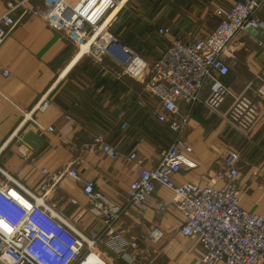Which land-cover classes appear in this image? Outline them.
Wrapping results in <instances>:
<instances>
[{
	"label": "crops",
	"instance_id": "1",
	"mask_svg": "<svg viewBox=\"0 0 264 264\" xmlns=\"http://www.w3.org/2000/svg\"><path fill=\"white\" fill-rule=\"evenodd\" d=\"M22 1L0 0V15L7 2ZM55 1L27 0L31 14L22 16L0 44V171L38 195L42 170L56 174L71 165L81 180L93 182L100 196L123 207L128 185L143 169L157 164L160 151L175 135L150 113L161 107L142 93L147 75L134 79L122 74L109 56L92 57L85 44L89 31L74 42L49 26L45 16ZM81 1L65 0L69 7ZM115 1L117 6L102 20L105 34L151 66L171 39L192 41L207 36L236 0ZM19 14L17 11L15 16ZM257 18L264 23V3ZM158 29H167V34L159 35ZM225 60L229 71L222 83L233 95L244 93L252 99L260 117L247 135L242 134L204 106L207 90H203L201 101L190 112L185 133L192 153L184 154L183 168L172 180L177 185L188 182L220 188L223 182L210 176L225 162H235L240 206L264 215V102L256 92L264 85V33L239 32ZM44 96L51 106L36 113L34 121L52 126L53 132L39 135L33 123H23L18 109L27 111ZM231 100L228 97L217 111L224 112ZM96 134L117 150L115 159L89 150ZM132 151L142 158L141 166L128 159ZM173 197L156 186L148 208L126 207L111 235L124 244L120 249L109 242L111 236L99 227L100 218L89 210L82 183L61 178L53 184L44 206L76 233L85 237L100 234L92 251L106 264H198L201 246L194 238L181 235L180 213L172 206L158 213L152 208L155 202ZM155 229L161 232L158 239L151 237Z\"/></svg>",
	"mask_w": 264,
	"mask_h": 264
},
{
	"label": "built area",
	"instance_id": "2",
	"mask_svg": "<svg viewBox=\"0 0 264 264\" xmlns=\"http://www.w3.org/2000/svg\"><path fill=\"white\" fill-rule=\"evenodd\" d=\"M26 1L6 3V9L0 15V44L20 23L22 16L31 14ZM263 3L264 0L234 1L207 36L192 41L171 39L148 66L129 48L105 34L102 20L117 6L115 0H82L74 7H69L65 0H56L45 16L49 26L74 42H79L82 32L89 31L91 35L85 44L94 58L109 56L120 66L122 74L134 79L147 75L142 81V93L156 99L161 107V110L150 113L160 123H166L175 137L167 148L160 151L157 164L143 169L128 185L123 207L100 196L93 182L81 180L71 165L56 174L42 170L43 183L38 195L0 171L3 176L0 182V264H106L92 251L100 234L82 236L44 206L45 199L51 197L53 184L64 177L82 183L89 210L100 218L99 227L106 236L112 235L113 224L126 207L143 210L153 198L156 186H160L174 197L171 201L155 202L152 208L158 213L172 206L180 213L183 218L181 235L194 238L201 246L198 264H264V215L249 213L240 206L236 184L239 168L235 162H225L223 168L210 176L223 182L220 188L188 182L177 185L172 180L183 168L184 154L192 153L185 133L190 112L201 101L203 90H207L202 101L204 106L218 113L221 120L242 134L247 135L258 121L261 113L256 103L244 93L233 95L221 79L229 71L225 57L236 35L248 29L259 35L264 33V23L257 18ZM17 11L20 14L15 16ZM157 32L166 35L167 29H158ZM256 92L264 102V85ZM228 97L232 98L230 105L219 113L218 108ZM50 106L51 101L44 96L29 110H18L23 123H33L38 134L43 135L53 132V128L39 125L34 121V115ZM89 150L101 151L111 159L118 155L101 134L93 136ZM128 159L137 166L143 164L142 158L134 151ZM151 237L158 239L161 232L155 229ZM109 242L118 245V249L124 246L115 236H111Z\"/></svg>",
	"mask_w": 264,
	"mask_h": 264
},
{
	"label": "bare ground",
	"instance_id": "3",
	"mask_svg": "<svg viewBox=\"0 0 264 264\" xmlns=\"http://www.w3.org/2000/svg\"><path fill=\"white\" fill-rule=\"evenodd\" d=\"M87 48L86 46L83 47V49Z\"/></svg>",
	"mask_w": 264,
	"mask_h": 264
},
{
	"label": "rangeland",
	"instance_id": "4",
	"mask_svg": "<svg viewBox=\"0 0 264 264\" xmlns=\"http://www.w3.org/2000/svg\"><path fill=\"white\" fill-rule=\"evenodd\" d=\"M93 57V56H92Z\"/></svg>",
	"mask_w": 264,
	"mask_h": 264
}]
</instances>
